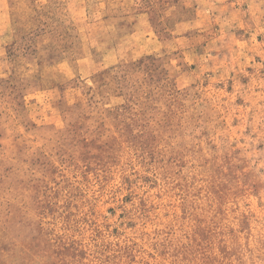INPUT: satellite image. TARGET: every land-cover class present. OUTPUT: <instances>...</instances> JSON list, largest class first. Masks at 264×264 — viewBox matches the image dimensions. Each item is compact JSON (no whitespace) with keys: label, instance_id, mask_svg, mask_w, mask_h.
<instances>
[{"label":"rangeland","instance_id":"1","mask_svg":"<svg viewBox=\"0 0 264 264\" xmlns=\"http://www.w3.org/2000/svg\"><path fill=\"white\" fill-rule=\"evenodd\" d=\"M4 2L0 264H264V0Z\"/></svg>","mask_w":264,"mask_h":264},{"label":"crops","instance_id":"2","mask_svg":"<svg viewBox=\"0 0 264 264\" xmlns=\"http://www.w3.org/2000/svg\"><path fill=\"white\" fill-rule=\"evenodd\" d=\"M4 9L7 16L11 17L10 22L13 25V33H11L12 38L16 39L18 37L19 32L25 33L34 31L38 24L36 23V19L34 18V15H37L38 13L43 16H53L58 15L59 12L62 10V7L65 3V0H4ZM1 3H3V0H0V6ZM3 6V4H2ZM3 8V7H2ZM38 11V12H37ZM20 15L25 16L27 19V25L26 27H16V18ZM39 22V21H38ZM19 24V23H18ZM15 33V34H14Z\"/></svg>","mask_w":264,"mask_h":264}]
</instances>
